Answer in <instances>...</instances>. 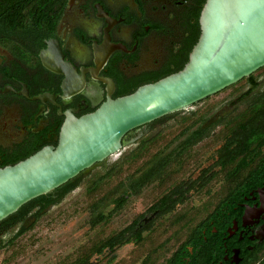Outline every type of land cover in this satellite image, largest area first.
<instances>
[{"label": "flooded vegetation", "instance_id": "af4514ba", "mask_svg": "<svg viewBox=\"0 0 264 264\" xmlns=\"http://www.w3.org/2000/svg\"><path fill=\"white\" fill-rule=\"evenodd\" d=\"M204 1L65 0L55 20L36 26L28 10L7 12L21 21L0 18V168L56 148L68 118L92 114L108 99L181 70L198 39ZM180 112L176 135L168 121L179 112L126 132L116 153L21 206L6 233L24 232L67 194L88 182L94 192L115 169L122 172L160 146L106 193L113 195L110 208L104 203L90 226L111 220L151 184L166 186L157 185L141 213L75 264H97L105 254L112 263L118 250L142 243L155 220L202 195L196 224L159 264H264V66ZM205 143L213 145L211 154H189ZM181 158L186 173L171 182L169 172ZM221 178L227 185L218 186Z\"/></svg>", "mask_w": 264, "mask_h": 264}, {"label": "water", "instance_id": "95a60500", "mask_svg": "<svg viewBox=\"0 0 264 264\" xmlns=\"http://www.w3.org/2000/svg\"><path fill=\"white\" fill-rule=\"evenodd\" d=\"M183 68L96 112L68 118L56 148L0 168V222L121 147L139 126L212 96L264 66V0H205Z\"/></svg>", "mask_w": 264, "mask_h": 264}, {"label": "rangeland", "instance_id": "374dc122", "mask_svg": "<svg viewBox=\"0 0 264 264\" xmlns=\"http://www.w3.org/2000/svg\"><path fill=\"white\" fill-rule=\"evenodd\" d=\"M168 126L174 128L172 134L176 135L182 126V113L172 115ZM175 145L169 148L170 150L174 148V154L176 153ZM212 146L205 143V145L194 148L189 154L197 155L200 152V155H209ZM162 149L164 148L160 146L151 148L132 166L126 167V164L125 169L120 167V170L124 169L122 172L118 171L119 168L115 169L110 179L94 192H90L86 187L90 184L88 182L75 192L67 194L60 204L53 207L37 222H33L21 236L12 239L15 229L6 233L0 243V264H75L83 251L87 252L96 242L116 233L143 211L147 204L145 199L156 190L158 185L156 182L146 188L140 200L139 198L134 199L125 210L116 212L111 220L106 223L101 222L94 227L90 226L94 216L98 212H103V204L105 203L106 208L108 200L113 197L112 194L106 193L115 188L120 180H124L125 176L131 175L137 168H140L155 151ZM127 152L128 149L123 150V154ZM182 160L181 158L172 166L169 172L172 173L169 176L171 182L176 183L186 173V168L185 170L181 168ZM228 181L221 178L218 186L227 185ZM165 186L164 184L158 185L161 188ZM205 197L203 195L193 196L187 204L155 220L150 231L145 233L147 238L142 243L118 250L115 253V260L110 264H159L161 258L174 250L196 224L200 213V203ZM97 201L99 204L96 203ZM108 208L110 206L107 210ZM106 262L105 254L104 257L98 259L97 264H108Z\"/></svg>", "mask_w": 264, "mask_h": 264}, {"label": "trees", "instance_id": "16d2710c", "mask_svg": "<svg viewBox=\"0 0 264 264\" xmlns=\"http://www.w3.org/2000/svg\"><path fill=\"white\" fill-rule=\"evenodd\" d=\"M64 2L65 0H0V18H2L3 20H7V22H11V23L12 22L15 23L17 21L20 22L21 17H17V16L21 11L28 10L31 16V18L28 19V21H30L31 25L36 26L41 22L48 23L55 20L56 16L58 15L59 8L64 4ZM9 11L16 12L18 13V15H15L13 17H8L6 13ZM69 190L70 189H68L66 192L68 193ZM63 195L64 194H61V196ZM100 219L104 220V218L101 215H100ZM14 222H15V218H13V215L2 220L0 222V228H3L2 232L6 233L8 230H10L11 227H13V225L15 224ZM22 234H23V230H20L12 236V239L17 238ZM192 244L194 245V243ZM193 247L195 250L197 249L196 245Z\"/></svg>", "mask_w": 264, "mask_h": 264}]
</instances>
